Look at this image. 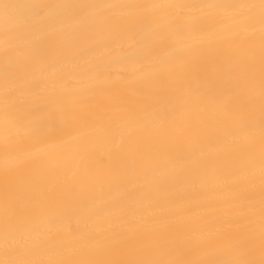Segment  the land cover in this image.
I'll return each instance as SVG.
<instances>
[{
    "label": "bare ground",
    "instance_id": "1",
    "mask_svg": "<svg viewBox=\"0 0 264 264\" xmlns=\"http://www.w3.org/2000/svg\"><path fill=\"white\" fill-rule=\"evenodd\" d=\"M264 0H0V264H264Z\"/></svg>",
    "mask_w": 264,
    "mask_h": 264
},
{
    "label": "snow or ice",
    "instance_id": "2",
    "mask_svg": "<svg viewBox=\"0 0 264 264\" xmlns=\"http://www.w3.org/2000/svg\"><path fill=\"white\" fill-rule=\"evenodd\" d=\"M262 7H264V4H262Z\"/></svg>",
    "mask_w": 264,
    "mask_h": 264
}]
</instances>
